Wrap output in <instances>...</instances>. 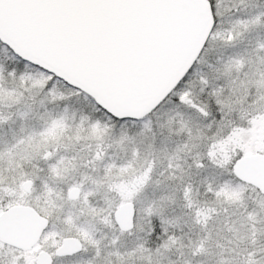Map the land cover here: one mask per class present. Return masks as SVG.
<instances>
[{
    "label": "snow or ice",
    "instance_id": "1",
    "mask_svg": "<svg viewBox=\"0 0 264 264\" xmlns=\"http://www.w3.org/2000/svg\"><path fill=\"white\" fill-rule=\"evenodd\" d=\"M0 264H264V0H0Z\"/></svg>",
    "mask_w": 264,
    "mask_h": 264
}]
</instances>
